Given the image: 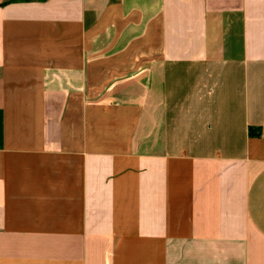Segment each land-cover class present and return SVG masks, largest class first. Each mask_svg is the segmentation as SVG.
<instances>
[{"label":"crops","instance_id":"0c3cea01","mask_svg":"<svg viewBox=\"0 0 264 264\" xmlns=\"http://www.w3.org/2000/svg\"><path fill=\"white\" fill-rule=\"evenodd\" d=\"M0 264H264V0H0Z\"/></svg>","mask_w":264,"mask_h":264}]
</instances>
